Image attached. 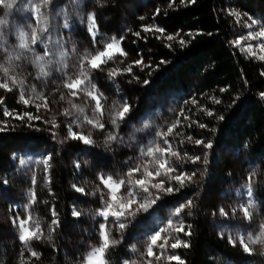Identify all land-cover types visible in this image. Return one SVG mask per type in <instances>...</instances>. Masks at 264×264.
<instances>
[{
	"label": "rangeland",
	"instance_id": "rangeland-1",
	"mask_svg": "<svg viewBox=\"0 0 264 264\" xmlns=\"http://www.w3.org/2000/svg\"><path fill=\"white\" fill-rule=\"evenodd\" d=\"M38 2L39 0H16L12 9L0 6V19L7 20L6 25H0V83L7 81L9 88L12 89L9 91L0 88V110H5L4 103L11 100L32 109L34 111L32 117H38L41 122L50 126L54 142L66 147L70 152V167L74 173H70L68 190L71 193L72 203L75 204L73 210L79 213L78 216L74 215V218H81L84 228L75 229L78 232L77 236L82 239L80 244L83 246L82 252L78 254L79 260L74 259L77 248L76 242L72 241L68 244V252L65 255L66 264H88V254L102 243L101 224L106 225L109 240L116 241L115 244L110 243L105 253L107 264H124L125 261L129 264L133 262L148 264L149 260L152 264L178 263L170 261L168 257L178 256V249L182 246L176 249L166 247L162 258L156 260L146 255L147 245L150 243V237L161 228L168 229L166 233H161V236L169 237V245L176 239L185 242V232L168 228L169 221L177 227L182 223L186 228L195 212V200L202 192H205V214L208 225L217 236L243 248L239 242L241 239L249 243V235L255 239L261 231H264L261 228V225H264V215L258 207V197L264 194V161H252L231 153L227 155L231 159V166L225 175L226 180H219L218 175L222 173L223 160L215 158L210 171L208 163L211 148L195 143L196 140L210 142L207 126L200 127L203 124L201 116L206 115L205 109L196 103L193 97H184L176 92L155 95L152 90H145L147 83L143 81L151 72L152 61L149 55L144 56L146 49L141 50L138 46L150 38L167 46L181 44L187 35L166 29L157 19L156 12L159 10L157 6L147 0H137L132 3L128 1L122 3L120 7L122 37H111L108 40L99 32L96 19L95 35L88 31L87 16L96 15V0H52L46 9H42L47 16L48 28L47 32L39 33L42 42L38 41L37 44L30 45L29 49H21L19 32H27L30 36L32 28L38 27L34 19L35 13L32 11V5ZM226 10L232 18V45L243 56L256 61L264 75V60L258 58L264 55V52H260L257 47L264 43V38L247 39L249 33L264 28V22L231 9V0L227 1ZM251 19H255L258 23L249 28L246 25ZM66 20L69 25L67 28L64 27ZM137 20L141 22L139 32L143 36L134 35L133 24ZM146 26H151L153 31H144ZM155 28H162L164 32H157ZM169 35L173 36L172 40L167 39ZM113 38L118 41V48L126 55H120L114 48L113 52L116 54L112 60L101 64L98 69H89L84 57L104 50L106 44L111 43ZM237 40L241 41L239 45L234 43ZM247 45L252 46V51L256 55L242 51ZM45 46L49 53L47 56H44ZM37 56H44V59L37 62ZM140 60L143 64L135 63ZM41 65L46 74L41 73ZM81 65L88 69L89 76V80L81 86V89L92 90L94 85L97 95L102 94L100 100L103 106L102 117L94 111L96 102L86 94V91L77 90V95L73 96L65 87L67 82L80 76ZM129 67L131 71H127ZM4 68L9 70L7 76L3 71ZM114 69L118 70V74L110 76L109 72ZM10 77H15L18 83L13 84ZM24 100H28V103H24ZM125 102L130 106V111L123 120L117 121L118 127H116L112 125L111 120ZM38 104L39 108H37ZM73 105L77 107L74 108ZM79 108H83L84 111H78ZM65 110L68 112L67 115ZM85 117L99 119L104 124V128H94L87 123ZM15 118H17L16 113L4 111V116L0 117L1 127L8 128ZM174 124L177 126L173 128L167 139L173 151L178 152L182 159L170 158L171 166L177 170L171 175H178L181 172L188 175L195 173V175L191 182L185 181L183 186L169 177L163 175L156 177L153 183L163 180V188L171 187L173 191L150 188L155 203L150 204L146 209L141 208L140 205L147 204L150 198L138 186L133 188L132 185L127 184V173L140 166L142 172L136 173L132 178L133 181L140 179L144 165H147L148 170L155 175L159 165H153V158L142 155V150L147 151L153 145L166 147L157 133L167 132V129ZM69 129L85 136L90 134L94 143L85 145L77 139H72L69 136ZM110 133L117 139L106 142ZM188 137L192 139L189 140ZM189 157H200V160L193 163ZM44 161H47V164ZM52 168L51 151L28 150L10 158L8 173L0 180V238L10 248L11 253L19 249L22 253L36 257L32 252L37 253L35 249L37 242L51 244L53 241L56 228V223L54 224L53 221L56 219H54L51 200L36 204L37 192L40 195H51L49 179ZM109 176L117 182L125 179L126 183L118 189L111 182L106 187L101 177L107 179ZM249 177L252 178L251 197L247 195ZM146 179L150 178L146 177ZM78 188L83 191H77ZM132 191L135 192V203L128 209L133 213L132 215L117 219L109 214L105 220L99 214L109 204L112 205L110 213L119 211L121 204L127 205L130 199L128 193ZM113 196L116 197L115 200L112 199ZM174 196H181V199L170 204L169 199ZM189 201L191 206H187ZM182 205L185 207L181 208ZM245 207L249 208L250 217L244 215ZM221 208L227 212L226 216L220 213ZM177 209H180L179 213ZM29 217L31 220L26 226L33 231L35 224L38 223L39 239L32 238L24 242L19 240L21 229L18 226V218ZM14 220H17L16 224L13 223ZM120 223L125 224L123 229L119 227ZM122 243L127 257L114 262L111 257ZM249 247L251 251L248 253L255 256L256 264H264V240L254 244L249 243ZM153 251L159 255L161 249L154 247ZM96 259L94 258L93 264Z\"/></svg>",
	"mask_w": 264,
	"mask_h": 264
},
{
	"label": "trees",
	"instance_id": "trees-1",
	"mask_svg": "<svg viewBox=\"0 0 264 264\" xmlns=\"http://www.w3.org/2000/svg\"><path fill=\"white\" fill-rule=\"evenodd\" d=\"M125 1L137 0H96L98 30L108 40L122 37L120 7ZM147 1L159 9L157 19L161 25L187 36L181 44L167 46L150 38L138 46L146 49L144 56L149 55L152 61L151 72L143 81L147 83L145 90H152L155 95L176 92L193 97L205 109L206 115L201 116V121L207 126L213 145L208 169L211 171L215 158L222 159L219 180H226L231 166L227 155L231 153L252 161H264V97L261 96L264 75L256 61L243 56L231 43L232 18L226 10L228 0ZM232 8L264 22V0H231ZM140 25V20L135 21L133 31L143 36L139 32ZM4 104L5 110H0V117L8 110L16 113L17 118L8 128H2L0 122V180L8 173L11 156L28 150L51 151V195L37 192L36 204L51 200L57 223L51 244L42 241L35 244L36 257L19 249L11 253L0 238V264H66L65 255L72 241L77 248L74 259L79 260L83 246L75 229L84 226L81 218H74L75 204L68 190L70 173H74L70 167V152L54 142L50 126L39 119L28 118L34 114L32 109L15 100ZM204 193L195 200L193 218L185 228V232L191 233L185 234L189 246L179 248L178 256L185 264H256L255 256L211 231L205 214ZM177 199L181 196L170 198L169 203ZM258 202L259 211L264 215V194L258 197ZM123 257L127 254L122 243L111 260L117 262Z\"/></svg>",
	"mask_w": 264,
	"mask_h": 264
},
{
	"label": "snow or ice",
	"instance_id": "snow-or-ice-1",
	"mask_svg": "<svg viewBox=\"0 0 264 264\" xmlns=\"http://www.w3.org/2000/svg\"><path fill=\"white\" fill-rule=\"evenodd\" d=\"M184 2H185V0H181V3H184ZM188 2L194 3L195 0H188ZM15 3H16V0H0V6L6 7L8 9H12ZM51 3H52V0H39L38 3H34L32 5V11L35 13L34 19H35L38 27L32 28L30 36H29V33H27V32H24V31L19 32V39H20L19 47L21 49H29L30 45L37 44L38 41H41V36L39 35V33H43V32L48 31L47 16H46L45 12L42 11V9H46ZM172 3H174V0H172ZM170 6H171V3H170ZM156 14L157 15L159 14V10H157ZM236 15L238 16L239 14L237 13ZM141 19H144V18L141 17ZM87 21H88V31L90 33H92V35L94 36L95 30H96L94 14H89L87 16ZM257 23H258V21H256L255 19H251L250 23H248L246 26L249 28H252ZM6 24H7V20L0 19V25H6ZM64 27L65 28L69 27L67 20L64 23ZM144 31H153V28L151 26H146L144 28ZM155 31L163 33L164 29L155 28ZM134 35L139 36V33H134ZM259 38H264V28H262L258 32L249 33L248 37H247V39H259ZM167 39L172 40L173 36L169 35V36H167ZM181 43H183V41H181ZM234 43L236 45H239L241 43V41L237 40ZM257 47H258L260 52H264V43L258 45ZM114 48L119 52L120 55H126V53H124L122 49L118 48V41L115 38H113L111 43L106 44L104 50L98 51L95 55L84 57L85 61H87L88 65H89V69H98V68H100L101 64H105L109 60H112L116 54L115 52H113ZM242 51H246L251 55H256V53L252 51L251 45H247L245 48L242 49ZM48 54L49 53H48L47 47L45 46L44 56H47ZM62 55H63V53H62ZM44 56H37L36 61L37 62L42 61L44 59ZM16 58L19 59V57H16ZM258 58L261 60H264V55H261ZM9 59H11V57H9ZM135 63L143 64V61L140 60V61H136ZM3 71L5 73V76H7L9 70L7 68H4ZM40 71L42 74H46V73H44V67L42 65H41ZM127 71H131V68L129 67L127 69ZM117 74H118V70H115V69L109 72L110 76H115ZM9 79H11L13 84L18 83V81L15 79V77H10ZM88 80H89L88 69H85L84 66L81 65L80 76L75 80H70L69 82H67L65 84V87H67L70 90V94L73 96L77 95V90L86 91V94L89 97H91L92 100H94L96 102L95 107H94V111L99 113L100 116L102 117L103 116V110H102L103 106L100 103L102 94L97 95L94 85L92 86V90L81 89V86L84 85L85 82ZM19 83H22V82H19ZM0 88L7 89L9 91L12 90L11 88H9L7 81L0 83ZM261 96L264 97V93H261ZM21 98L23 99V94H21ZM63 98L64 97L62 96L61 99H63ZM24 103L27 104L28 100H24ZM44 106L45 107L47 106L46 103ZM39 107H40V105L38 104L37 108H39ZM73 107L76 108L77 106L73 105ZM78 111L83 112L84 109L79 108ZM129 111H130V106L125 102L114 113V116L111 120L112 125L118 127L117 121L123 120L125 118L126 114L129 113ZM65 114L66 115L68 114L67 110H65ZM209 115H211V113H209ZM28 118L29 119H38V117H32V116H29ZM85 119L87 120V123L92 125L94 128H100V129L104 128V124L101 123L99 119L93 120V119H88L87 117H85ZM185 119H187V117H185ZM178 123H179V121H177V124ZM53 126H55V125H53ZM176 126L177 125L174 124L167 129V132L157 133V136L161 137V139L163 140L166 147H160L159 145H153V146L149 147L147 149V151L142 150V153H141L142 155L153 158V160H152L153 165H156V164L159 165V167H157L155 170V175H153L152 171L148 170L147 165H144L143 173H142L140 179H135L134 181L132 179L136 173L142 172V169L140 166H137V167L129 170V172L127 173V178H128L127 184L132 185L133 188L138 186L144 193L147 194V197L150 198V199H148L147 204H141L140 205L141 208L146 209L147 206H149L152 203H155V198H152V193L150 191V188H155L157 190L167 191V192L173 191V189L171 187H168L167 189L163 188V184H164L163 180H161L158 183H153L152 181L155 180L156 177L163 175L165 177H169L171 180H174L177 183H179L181 186H183L185 181L191 182L192 177L195 175V173H193L192 175H188V174L182 173V172L178 175H174V176L171 175L172 173L176 172L177 170L175 167L171 166L170 158L176 157L177 159H182V157H180V154L178 152L173 151L172 145L167 139L168 135H170L173 132V128ZM200 127H205V125L201 124ZM69 136L72 139H77V140L81 141L85 145L94 143V141L91 139L90 134L85 136L82 133L78 134L76 132H73L71 129H69ZM116 139H117V137L110 133L107 137L106 142L114 141ZM188 139L191 140L192 138L188 137ZM195 143L197 145L203 144L204 147H206V148H212L213 147L211 142L205 143L204 141L196 140ZM189 159L191 160V162L195 163V162L200 160V157H194V158L189 157ZM161 160L163 162H161ZM206 162H207V160L205 158V163ZM21 163H24V161H21ZM44 163L47 164V161H44ZM146 177L150 178V179H146ZM251 179L252 178L249 177L250 182L247 186V188H248L247 195L249 197L252 196ZM101 180H102V183L106 187H108L110 182H111V184L116 185L117 189L124 186L126 183L125 179H120L117 182V181H114L112 179V177H110V176L107 179H104L103 177H101ZM77 191H83V189L78 188ZM34 196H35V194L33 193V198H34ZM128 196L130 199L128 200L127 205L125 206L124 204H121L119 211H114V212L110 213L109 210L111 209L112 205L109 204L107 206V208H105L99 214L101 216H103L105 220H107L109 214L116 217L117 219H120L121 217H123L125 215H132L133 213L131 211H129L128 209H130L131 205L133 203H135V199H134L135 192L134 191L129 192ZM112 199L115 200L116 197L113 196ZM121 199L123 200V197H121ZM187 206H191V201L188 202ZM183 207H185V206L182 205L181 208H183ZM179 211H180V209H177L178 213H179ZM243 212H244V215L246 217H250L251 213L249 211V208H247V207L243 208ZM220 213L222 215H225V216L227 215V212H225V210L223 208L220 209ZM53 214H55V213H53ZM73 215L78 216L79 213L74 212ZM30 220H31V217H29L28 219H19L18 218V221H19L18 226L21 229L20 235H19V240H21V241L27 242L32 238L39 239L40 226L37 223V224H35V230L30 231L29 227L26 226ZM13 223L16 224L17 220H14ZM53 223L55 224V223H57V221L54 220ZM119 227L121 229H123L125 227V224L120 223ZM100 228H101V235H102V243L100 246L94 248L88 254V256H87L88 264H93L94 258H97L95 264H107L106 259H105V253L109 249L110 243L111 244L116 243V241H114V240L113 241L109 240L106 225L101 224ZM168 228H172L175 231L185 232V228H184V225L182 223L177 227V226L173 225L171 221H169ZM261 228L264 229V225H261ZM167 231H168V229L161 228V229L157 230L155 232V234L150 237V243L147 245V253H146V255L148 257H154L156 260H159L162 258L163 250L166 247H171L172 249H176V248L181 247V246H183V247L189 246L186 242H183L179 239H176L175 242H173L169 245L168 244L169 237H167V236L162 237L161 236V233H166ZM185 234L191 235L190 232H185ZM261 240H264V231H261L260 234L258 236H256L255 239H253L251 235H249V237H248L249 243H252V244L257 243L258 241H261ZM158 241H160V242L158 243ZM239 242L243 246V248L246 252L251 251V249L249 247V243H246L244 241V239H241ZM154 247L161 249V252L159 255L153 251ZM32 255L37 256L38 254L36 252H32ZM168 259L170 261H177L178 264H185V262L177 255L169 256ZM124 264H129V262L125 261ZM133 264H134V262H133ZM148 264H152V261L149 260Z\"/></svg>",
	"mask_w": 264,
	"mask_h": 264
}]
</instances>
